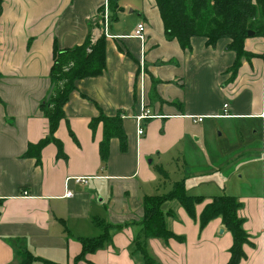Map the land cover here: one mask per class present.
I'll return each mask as SVG.
<instances>
[{
  "label": "crops",
  "instance_id": "crops-1",
  "mask_svg": "<svg viewBox=\"0 0 264 264\" xmlns=\"http://www.w3.org/2000/svg\"><path fill=\"white\" fill-rule=\"evenodd\" d=\"M116 4L113 18L109 0H1L0 264H21L25 254L34 257L29 264H145L134 243L144 197L178 181L185 191L199 182L201 192L189 195L204 200L193 218L176 201L162 205L165 225L180 239L144 240L151 264H227L233 237L222 219L200 226L204 206L221 195L240 204L247 241L238 264H264V38L247 37L250 56L232 74L228 39L207 47L192 37L182 49L166 37L155 0ZM139 23L143 41L133 36ZM89 35L105 37V69L76 81L64 105L52 135L64 157L53 141L38 160L26 155L29 144L50 136L39 106L51 90L54 48ZM99 110L121 112L126 135L125 150L109 140L105 163L102 123L89 125ZM144 111L158 117L143 120L137 135ZM108 225L110 243L76 261L80 238H98Z\"/></svg>",
  "mask_w": 264,
  "mask_h": 264
},
{
  "label": "trees",
  "instance_id": "trees-1",
  "mask_svg": "<svg viewBox=\"0 0 264 264\" xmlns=\"http://www.w3.org/2000/svg\"><path fill=\"white\" fill-rule=\"evenodd\" d=\"M168 39L178 41L182 49L190 48L192 37H203L207 47H215L221 39H228L226 49L235 53V61L230 72L235 73L243 59L248 58L244 49L248 31L264 38V0H155ZM110 9L114 12L118 6L116 0H109ZM1 12V0H0ZM105 69V37L100 35L92 40L89 35L86 40L72 48L53 50V61L49 71L51 90L46 101L39 109L47 118L50 136L29 144L26 155L37 160L39 152L48 142L53 141L58 149V156L64 157L60 142L54 141L52 135L59 122L65 117L64 105L72 91L76 89V81L87 77L98 76ZM121 112L114 116H106L100 110L98 116L89 123L94 129L102 123L103 138L99 143V153L102 162L108 156V142L117 138L121 150L126 149V135L123 130ZM176 201L190 217H195V207L204 200L201 195L186 193L183 181L175 182L171 189L162 195L144 197V217L140 222V232L135 245L141 251L145 264H151L144 240L148 238L180 239L165 225L162 205L167 201ZM239 202L233 196H213L204 206L200 214V226L206 225L211 219L220 217L224 227L230 231L233 244L230 248V259L227 264H238L243 257L242 245L247 241V234L242 227V219L238 218ZM111 226L104 228L98 238H80L81 253L76 261L84 258L87 252H93L110 243ZM34 257L25 254L21 264H29Z\"/></svg>",
  "mask_w": 264,
  "mask_h": 264
},
{
  "label": "built area",
  "instance_id": "built-area-1",
  "mask_svg": "<svg viewBox=\"0 0 264 264\" xmlns=\"http://www.w3.org/2000/svg\"><path fill=\"white\" fill-rule=\"evenodd\" d=\"M143 29H144L143 24L139 23L136 26V29L134 31L133 36H135L136 38H138L142 41L144 39ZM224 107H226V105H224ZM155 117H158V116L155 114H150L148 111H144L141 114H139L136 118L137 127H138L137 128V135L143 134V131H144L143 124H142L143 120H146L148 118H155ZM202 120H203V116H195V118H194V121H197V122H201ZM73 179L77 183H87L88 177L78 176V177H74ZM22 194L26 195V192H23ZM71 195H72L71 190H66L65 196H71Z\"/></svg>",
  "mask_w": 264,
  "mask_h": 264
},
{
  "label": "rangeland",
  "instance_id": "rangeland-1",
  "mask_svg": "<svg viewBox=\"0 0 264 264\" xmlns=\"http://www.w3.org/2000/svg\"><path fill=\"white\" fill-rule=\"evenodd\" d=\"M144 40V39H143ZM142 40V41H143ZM195 182V181H194ZM193 186H192V188H190L189 189V186L188 185H186V191H187V193L189 194H199L200 192H201V185L199 184V182H196V183H194V184H192ZM165 191H167V190H165ZM169 202H173L172 200L171 201H169Z\"/></svg>",
  "mask_w": 264,
  "mask_h": 264
},
{
  "label": "water",
  "instance_id": "water-1",
  "mask_svg": "<svg viewBox=\"0 0 264 264\" xmlns=\"http://www.w3.org/2000/svg\"><path fill=\"white\" fill-rule=\"evenodd\" d=\"M247 35H248V37L253 36L254 35V31H248ZM48 97H49V95H48ZM48 97H47V99H48Z\"/></svg>",
  "mask_w": 264,
  "mask_h": 264
}]
</instances>
